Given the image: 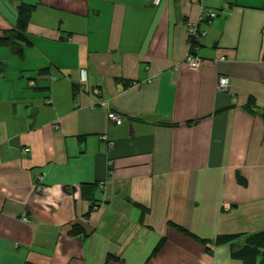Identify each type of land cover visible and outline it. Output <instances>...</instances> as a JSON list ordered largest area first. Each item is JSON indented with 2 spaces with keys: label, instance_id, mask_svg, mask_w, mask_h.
I'll return each instance as SVG.
<instances>
[{
  "label": "crops",
  "instance_id": "0c3cea01",
  "mask_svg": "<svg viewBox=\"0 0 264 264\" xmlns=\"http://www.w3.org/2000/svg\"><path fill=\"white\" fill-rule=\"evenodd\" d=\"M21 4L32 46L0 48V264H264V0H207L230 8L195 45L190 0H0V31Z\"/></svg>",
  "mask_w": 264,
  "mask_h": 264
},
{
  "label": "built area",
  "instance_id": "2783aa9c",
  "mask_svg": "<svg viewBox=\"0 0 264 264\" xmlns=\"http://www.w3.org/2000/svg\"><path fill=\"white\" fill-rule=\"evenodd\" d=\"M163 0H152V4L153 6H160V4L162 3ZM193 3H196L199 6L200 9V15H199V19L198 22L196 24L194 23H189L187 25L188 28V33H189V38L191 41V44L198 39L201 38H207L208 34L205 31H201L199 28V25L203 22H207V23H212V21H214L215 19H217L220 16L221 12H225L227 11L230 6L228 4H225L223 6V8L221 10H212L208 7V5L206 4L207 0H190ZM221 61H224L225 58H221ZM186 63L188 65V67L192 70H197L199 69L202 64H203V60L198 57L195 52H194V47L192 46L190 53L188 54V56L186 57ZM57 78L56 77H51V81L52 82H56ZM88 83V71L86 69H82L80 71V91L82 92L85 88V86ZM32 86H34V82L31 83ZM231 86V81L228 77L226 76H220L218 79V91L220 92H226L229 90ZM93 94L96 97H101L102 96V91L98 88L93 89ZM51 102L49 101L48 104H50ZM97 105H93L92 108H95ZM103 106V105H102ZM108 117L110 119L111 122L115 123L116 125L120 126L123 124L124 122V117L121 114H118L116 112L113 111H109L108 112ZM56 129H58V126H56ZM103 140H107V137H103ZM25 152H30V150H25ZM2 164V152L0 150V165ZM38 180V190H42L44 187V179L43 177L39 176L37 177ZM224 209H229V205L228 204H224L223 205ZM29 219L27 216H25L23 218L24 222H27Z\"/></svg>",
  "mask_w": 264,
  "mask_h": 264
},
{
  "label": "trees",
  "instance_id": "16d2710c",
  "mask_svg": "<svg viewBox=\"0 0 264 264\" xmlns=\"http://www.w3.org/2000/svg\"><path fill=\"white\" fill-rule=\"evenodd\" d=\"M35 6L28 4H21L18 8V21L15 29L10 31H0V48H8L12 53L23 56V45L27 44L28 46H32V43L28 40L27 32L28 27L31 22L32 15L35 10ZM197 40L193 42L195 45ZM0 67L4 69V65L0 63ZM46 71L42 72L41 75H44ZM35 85V83H34ZM80 91V86H74V92L77 93ZM257 107V103L254 99H249L247 104V109L253 111L254 108ZM84 193H87V189L83 187ZM178 230L184 234H188V232L182 228H178ZM72 234L81 235L82 229L80 227H74ZM203 244L208 245L206 241H201ZM164 245V241H162L159 246L156 248L154 254H158ZM208 252H211V249L207 247ZM254 253V252H253ZM256 254V253H255Z\"/></svg>",
  "mask_w": 264,
  "mask_h": 264
},
{
  "label": "rangeland",
  "instance_id": "374dc122",
  "mask_svg": "<svg viewBox=\"0 0 264 264\" xmlns=\"http://www.w3.org/2000/svg\"><path fill=\"white\" fill-rule=\"evenodd\" d=\"M17 63H18V62H17ZM11 66H12V65H11ZM32 82H34V83H35V81H31V82H30V85H31V83H32Z\"/></svg>",
  "mask_w": 264,
  "mask_h": 264
}]
</instances>
